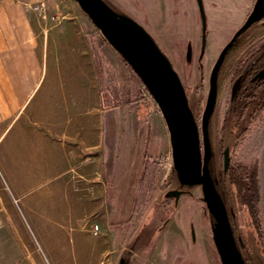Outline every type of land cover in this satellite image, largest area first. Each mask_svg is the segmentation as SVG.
Returning a JSON list of instances; mask_svg holds the SVG:
<instances>
[{
	"label": "crops",
	"instance_id": "0c3cea01",
	"mask_svg": "<svg viewBox=\"0 0 264 264\" xmlns=\"http://www.w3.org/2000/svg\"><path fill=\"white\" fill-rule=\"evenodd\" d=\"M48 1L0 0V264H44L41 256L66 264L73 254L75 264H95L107 227L102 222L94 236L90 216L106 199L126 196L139 161L131 155L144 132L141 105L120 103L101 87L98 54L105 77L116 67L123 92L138 77L112 46L98 43L82 13L35 11ZM34 162L68 196L95 199L66 207L29 203ZM121 175L124 189L112 183ZM3 197L19 198L16 212Z\"/></svg>",
	"mask_w": 264,
	"mask_h": 264
},
{
	"label": "rangeland",
	"instance_id": "374dc122",
	"mask_svg": "<svg viewBox=\"0 0 264 264\" xmlns=\"http://www.w3.org/2000/svg\"><path fill=\"white\" fill-rule=\"evenodd\" d=\"M106 1L117 11L141 23L169 57L185 86L189 106L197 118L201 141V116L206 103L210 72L222 48L252 9L254 0H203L207 16L205 46H202L201 17L196 0ZM73 10L84 15L96 34L98 43L109 44L75 0H49L42 9H35L40 13ZM261 39H264V24L257 23L237 40L227 54L219 75L217 105L211 117L210 136L214 152H218L214 157L218 170L222 169L223 150L229 145L231 163L242 164L249 174H253L258 220L264 229V110L256 115L240 140L230 138L228 132L221 135L231 87L228 73L235 61L242 56L243 50ZM201 52L202 59L199 58ZM98 67L102 79L101 87H109L115 98L121 96L120 103L137 101V104L141 105L140 116L145 127L138 152L131 155L132 158L134 155L138 156L139 161L131 171L130 189H124L127 177L121 180L123 175L117 177L120 180L112 182L114 185L120 183L124 189L122 193L126 196H113L108 200L104 197L96 198L98 201L106 199L107 204L105 207L100 204L98 211L90 216L93 234L100 236L99 232L96 234V226H101L103 222L107 227L108 237L105 235L101 241L99 239L103 251L95 256V264H222L212 239L211 216L203 200L202 186L182 184L179 181L172 164L169 131L158 105L140 78L136 83L129 80V89L123 92L117 83L118 78L115 77L116 67L108 71L112 77H105L106 72L101 68L99 54ZM106 78L111 80L106 83ZM150 126L151 129L146 135V129ZM220 139L224 140L222 146L218 144ZM144 146L148 147L147 150H144ZM148 160L153 161L156 166L158 181L151 194L145 198L144 206L141 207L139 203L138 207H135L132 202L135 185L140 179L144 163ZM33 166L35 179L30 182L32 188L28 192L31 199L29 203L66 207L76 202L82 201L83 204L86 200L95 199L68 196L64 188L62 189L56 180L53 181L54 176H51L52 173L46 170L43 163L34 162ZM19 167L22 171L26 170V165ZM169 189L183 191L178 202L166 195ZM110 194L116 195V192L111 191ZM2 199L8 211L11 207L16 212L17 205H20L19 198L18 201L10 197ZM21 200L25 198L22 197ZM121 202L124 211L119 208ZM73 255L74 257H67L66 264H75L76 254ZM37 261L48 263L44 256Z\"/></svg>",
	"mask_w": 264,
	"mask_h": 264
},
{
	"label": "water",
	"instance_id": "95a60500",
	"mask_svg": "<svg viewBox=\"0 0 264 264\" xmlns=\"http://www.w3.org/2000/svg\"><path fill=\"white\" fill-rule=\"evenodd\" d=\"M100 30L106 41L119 53L140 78L159 107L166 122L172 164L182 184H200L203 200L211 216L212 239L222 264H245L233 233L227 207L217 189L213 161L215 152L210 136V119L215 108L219 72L237 37L261 20L264 0H256L243 25L221 50L210 74L209 91L201 119L200 133L181 79L171 60L151 33L131 16L117 11L106 0H75ZM202 20L203 46L206 38V15L202 0H197ZM264 73V71H263ZM237 82L233 86L236 91ZM223 171L230 161V148L223 150ZM180 189H169L166 195L178 202ZM120 264H124L120 262Z\"/></svg>",
	"mask_w": 264,
	"mask_h": 264
},
{
	"label": "trees",
	"instance_id": "16d2710c",
	"mask_svg": "<svg viewBox=\"0 0 264 264\" xmlns=\"http://www.w3.org/2000/svg\"><path fill=\"white\" fill-rule=\"evenodd\" d=\"M262 44L264 45V41H258L252 45L257 46ZM251 112V109H249L248 115L238 113L227 116L221 128V135L223 136L228 132L230 138L233 139L235 137L236 141L240 140V137L248 129L245 121L253 120L257 117V114ZM220 140L218 144L222 146L224 140ZM229 148L231 154V147L229 146ZM215 154L218 155L217 150ZM155 167L153 161L150 162L148 160L144 163L140 179L136 182L134 189L132 202L135 207H138L137 204L139 203L141 207L144 206L146 202L145 198L151 194L157 184L158 176ZM213 169L214 177L217 180L216 186L227 207L233 233L244 263L264 264V229L258 220L257 197L256 188L253 183V174H249V171L242 164L235 165L231 163L225 173L223 168L218 170L215 161Z\"/></svg>",
	"mask_w": 264,
	"mask_h": 264
},
{
	"label": "flooded vegetation",
	"instance_id": "af4514ba",
	"mask_svg": "<svg viewBox=\"0 0 264 264\" xmlns=\"http://www.w3.org/2000/svg\"><path fill=\"white\" fill-rule=\"evenodd\" d=\"M255 1L256 0H254V2H253V6L255 4ZM196 2H197V0H196ZM197 5H198V3H197ZM203 5H204V1H203ZM253 6H252V9H253ZM252 9L247 14L244 22L246 21L247 17L251 13ZM198 10H199V7H198ZM204 10H205V7H204ZM199 14H200V11H199ZM205 15H206V12H205ZM200 17H201V14H200ZM206 22H207V16H206ZM243 23L237 28V30L243 25ZM257 23H263L264 24V15L261 18V20L258 21ZM257 23L253 24L252 26H250L249 28L244 30L237 37V40L244 33L250 31ZM236 31H235V33H236ZM206 34H207V24H206ZM202 36H203V30H202V20H201V39H202V46H203V37ZM259 41H264V39H261ZM205 42H206V40H205ZM199 58L200 59L203 58V52L200 53ZM221 69H222V67H221ZM221 69H220V71H221ZM263 71H264V45L263 44L257 45V46L248 45L243 50L242 56H240L235 61L234 65L232 66V69L228 73V75H229L228 78L231 81V87H230L229 98L227 101V108H226V113H225L226 117L231 115V114H238V113L248 115L249 109H251V111H252L251 113H253V114H258L259 112L264 110V73H263ZM210 74H211V72H210ZM178 75L180 77V74H178ZM219 75H220V72H219ZM180 79H181V77H180ZM209 81H210V75H209ZM181 82H182L183 88H184L185 93H186V89H185V86L183 84L182 79H181ZM235 82H237V87H236L235 93L233 94L232 90H233V86H234ZM208 91H209V88H208ZM251 95H252V97H250ZM186 96H187V93H186ZM207 96H208V93H207ZM217 96H218V93H217ZM206 100H207V97H206ZM188 103H189V101H188ZM216 105H217V100H216L214 111L216 110ZM214 111H213V113H214ZM226 117H225V119H226ZM201 119H202V116H201ZM195 120H196V123H198L196 117H195ZM210 122H211V119H210ZM251 122H252V120L245 121V124L247 125V127L250 125ZM219 159H220V157H219ZM222 160H223V155H222ZM231 160H232V158H231ZM230 164H231V161H230ZM222 168H223V161H222ZM240 241H241V239H240Z\"/></svg>",
	"mask_w": 264,
	"mask_h": 264
},
{
	"label": "built area",
	"instance_id": "2783aa9c",
	"mask_svg": "<svg viewBox=\"0 0 264 264\" xmlns=\"http://www.w3.org/2000/svg\"><path fill=\"white\" fill-rule=\"evenodd\" d=\"M44 2H40L39 4H37V5H35L34 6V9H36V10H40V9H42L43 8V6H44ZM97 227V226H96ZM97 229V228H96Z\"/></svg>",
	"mask_w": 264,
	"mask_h": 264
}]
</instances>
